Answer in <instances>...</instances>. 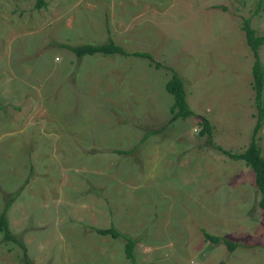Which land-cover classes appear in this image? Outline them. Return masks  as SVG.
Returning <instances> with one entry per match:
<instances>
[{"label": "rangeland", "instance_id": "374dc122", "mask_svg": "<svg viewBox=\"0 0 264 264\" xmlns=\"http://www.w3.org/2000/svg\"><path fill=\"white\" fill-rule=\"evenodd\" d=\"M33 1L0 0V211L13 196L6 219L25 247L0 232V264H264L252 172L220 150L250 138L240 24L250 15L264 34V0L255 12L258 0ZM108 36L152 60L61 45ZM258 53L264 68V42ZM172 72L186 117L171 118ZM201 115L210 135L198 133ZM258 135L264 157V118ZM109 225L136 239L132 261L122 237L95 231Z\"/></svg>", "mask_w": 264, "mask_h": 264}, {"label": "trees", "instance_id": "16d2710c", "mask_svg": "<svg viewBox=\"0 0 264 264\" xmlns=\"http://www.w3.org/2000/svg\"><path fill=\"white\" fill-rule=\"evenodd\" d=\"M260 0L256 2V6L254 8V12L259 8ZM46 5V0H34L33 7L38 9L44 7ZM240 27L243 29L245 42L248 45L251 55L252 62L250 65L251 72V84L253 88V99L254 105L256 108L255 112V120L251 129L250 138L247 145L238 152H231L225 149H220L218 145H215L216 148L220 149L222 152L226 153L233 159L241 160L245 165H247L253 176V182L255 189L258 193L257 205L259 207L264 208V157L260 153L259 146L257 144L258 132L262 126L263 118H264V102L261 99L262 92L264 89V68L259 59L258 49L261 43L264 42V34L257 33L256 30L250 24V15L243 16ZM61 45L66 46L69 50H71L75 56H81L83 54H91L94 52L100 53H119L120 55H137L141 57H146L149 60H152V57L149 52L141 51V50H133L131 52L126 51L120 44L114 42L111 37H107L106 40L101 42H82L77 44L70 43H62ZM154 65H159L157 61L154 62ZM164 88L167 92H169L172 96V103L170 105V111L172 113L171 118L175 117H186L190 114H193L192 109L188 106L186 100V93L183 87V82L181 77L172 72V74L166 79L164 83ZM199 124L200 128L198 133L203 134L207 133L210 135L211 133V125L208 119L205 116H199ZM147 134H144L140 137V141H142ZM209 140V138H208ZM134 147V146H133ZM117 152L123 151H131L132 148L128 149H115ZM27 180V179H26ZM25 180V181H26ZM22 188L20 186L17 189V192ZM13 197V196H11ZM11 197L6 200L1 211H0V232L2 233V237L5 240H10L16 242L20 248H22V253L24 254V244L16 236H14L8 227L7 219H6V209L8 207V202L11 201ZM95 231L100 234H109L112 237H122L123 238V251L127 258L131 261L133 260V245L136 241L133 237L128 234L120 232L114 226L109 225L106 227H97ZM202 235L205 240H209L212 242H216L222 240L226 247L231 250L236 245L237 242L232 241L226 237H223L219 234H213L208 232L205 229H202ZM22 264H29L28 258L24 256Z\"/></svg>", "mask_w": 264, "mask_h": 264}]
</instances>
